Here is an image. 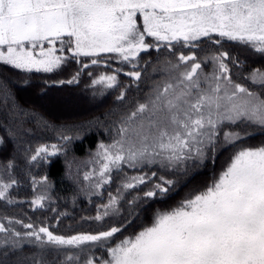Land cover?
Segmentation results:
<instances>
[{
	"label": "snow or ice",
	"instance_id": "snow-or-ice-1",
	"mask_svg": "<svg viewBox=\"0 0 264 264\" xmlns=\"http://www.w3.org/2000/svg\"><path fill=\"white\" fill-rule=\"evenodd\" d=\"M85 75L115 94L102 117L54 124L19 102ZM94 130L81 178L67 157ZM59 156L71 203H95L89 230H58L68 197L39 170ZM0 209V264H264V0H0Z\"/></svg>",
	"mask_w": 264,
	"mask_h": 264
},
{
	"label": "trees",
	"instance_id": "trees-1",
	"mask_svg": "<svg viewBox=\"0 0 264 264\" xmlns=\"http://www.w3.org/2000/svg\"><path fill=\"white\" fill-rule=\"evenodd\" d=\"M75 65H72L71 68L65 69L63 72L52 75L53 79H60L65 78L69 75L72 68H74ZM34 76H39L43 74H33ZM88 81V77L85 75L82 77V82L79 85H63L59 89H53L48 96L44 98H40L38 96V89L36 88H29L26 91H20L18 93V99L19 102L25 106L29 107L31 106L36 111L40 112L42 115L45 116L49 121H51L54 124H60L63 122H79L82 120L92 119L94 117H102L105 112H107L113 105L115 100V94L112 95H106V96H93L90 89L86 87ZM67 92H76L82 99H84L87 103L93 104L94 107L86 111L85 113L81 114L80 116L76 117H59L54 118L51 115L48 114L47 110L40 105L35 104L36 100H47L52 94L54 93H67ZM34 97L36 100L31 101L30 97ZM34 102V103H33ZM37 139H43L46 142L52 143L55 142V134L51 132H37ZM107 140V138L104 136L103 130H101L99 133L97 131H92L85 136H83L80 140H76L71 145L69 155L67 159L71 160L74 159L75 163L73 166V171H75L76 165H80L82 167L81 171V178L83 175V171L87 170L86 167H84L85 162L90 157L91 153L95 151L96 145L100 140ZM258 140L256 143L260 142L259 137H257ZM65 157L59 156L56 158H53L50 162V164L43 169H40V173L44 174L45 172L49 176V179L53 186V192L57 196H67L68 197V203L65 204L63 200H60V211L67 212L69 215L67 217H63L59 226V231L63 232L69 229L71 227L72 229H80V230H89V222L82 221V217L86 215H95L96 207L95 203L89 205L86 198L81 197L79 200H77L75 206L71 203V194L74 190V185L70 180L67 179L65 172H66V164H65ZM21 163H23L21 161ZM207 169H204L199 174L196 175L198 177L199 175H206L205 173ZM21 187L19 189V194L21 199H30L32 195V188L29 181V178L27 176H21ZM112 184L111 187H115V183ZM104 199H107V192L104 194ZM94 201H98V198L94 197ZM0 211H3V209H0ZM24 212H29L30 209L25 205ZM9 215H18V210H9ZM36 216H40V213H36ZM45 215H51V213H45ZM55 223V221H53ZM91 227L95 228L96 224L94 222L91 223Z\"/></svg>",
	"mask_w": 264,
	"mask_h": 264
},
{
	"label": "rangeland",
	"instance_id": "rangeland-1",
	"mask_svg": "<svg viewBox=\"0 0 264 264\" xmlns=\"http://www.w3.org/2000/svg\"><path fill=\"white\" fill-rule=\"evenodd\" d=\"M31 101H35L36 99L34 97H30ZM34 103V102H33ZM37 105H40L41 107L45 108L49 115H51L54 118L59 117H76L80 116L81 114L85 113L92 107H94L93 104L87 103L82 97H80L76 92H67V93H54L52 94L47 100H36ZM258 140H252L251 143H256ZM224 157H220L217 160V168L220 167L221 163H223ZM206 175H199L198 177H195L194 180H192L191 184L188 185L187 188H184L181 190L179 195L175 197L176 200H178L181 196H183L191 187L195 185H201L208 181V179L211 176L210 169L206 170ZM115 187H112V190L115 191V188L119 182V177L116 178ZM135 194V193H133Z\"/></svg>",
	"mask_w": 264,
	"mask_h": 264
}]
</instances>
